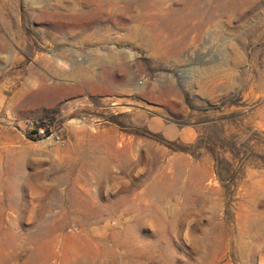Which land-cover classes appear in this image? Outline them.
Segmentation results:
<instances>
[{"label": "rangeland", "instance_id": "374dc122", "mask_svg": "<svg viewBox=\"0 0 264 264\" xmlns=\"http://www.w3.org/2000/svg\"><path fill=\"white\" fill-rule=\"evenodd\" d=\"M0 264H264V0H0Z\"/></svg>", "mask_w": 264, "mask_h": 264}, {"label": "trees", "instance_id": "16d2710c", "mask_svg": "<svg viewBox=\"0 0 264 264\" xmlns=\"http://www.w3.org/2000/svg\"><path fill=\"white\" fill-rule=\"evenodd\" d=\"M54 124H55V113H51L40 118H33L26 121V126L28 128H32L31 131H35L36 133L42 131L46 135H48L52 131L51 126ZM31 138L35 139L36 136L32 135ZM166 144L172 145L171 143H166Z\"/></svg>", "mask_w": 264, "mask_h": 264}, {"label": "bare ground", "instance_id": "6f19581e", "mask_svg": "<svg viewBox=\"0 0 264 264\" xmlns=\"http://www.w3.org/2000/svg\"><path fill=\"white\" fill-rule=\"evenodd\" d=\"M5 42H6V41H5ZM5 44H6V43H5ZM5 44H2L1 47H2V48H5V46H6ZM76 122H77V121H76Z\"/></svg>", "mask_w": 264, "mask_h": 264}]
</instances>
